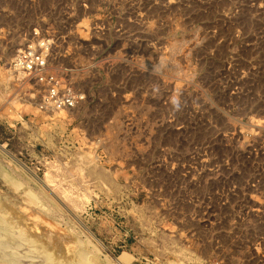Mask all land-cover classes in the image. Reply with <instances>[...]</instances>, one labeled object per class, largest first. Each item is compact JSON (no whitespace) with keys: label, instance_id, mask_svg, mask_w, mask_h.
<instances>
[{"label":"rangeland","instance_id":"374dc122","mask_svg":"<svg viewBox=\"0 0 264 264\" xmlns=\"http://www.w3.org/2000/svg\"><path fill=\"white\" fill-rule=\"evenodd\" d=\"M0 201L96 264H264V0H0Z\"/></svg>","mask_w":264,"mask_h":264},{"label":"bare ground","instance_id":"6f19581e","mask_svg":"<svg viewBox=\"0 0 264 264\" xmlns=\"http://www.w3.org/2000/svg\"><path fill=\"white\" fill-rule=\"evenodd\" d=\"M21 74L26 75V73L24 72ZM97 175L100 178L104 179L105 181H109L108 177L103 172H97ZM12 185L14 186L15 189L18 188V185L14 183V181ZM29 197L31 198L29 201L30 204L32 205L38 204L37 196H32V195L30 196V193H29ZM17 211L12 206L8 205L6 202L0 201V216L2 217V216L7 215L5 216L6 218L4 217L5 218L4 226L9 229H18L20 231V236L23 240H26L31 243H35V245L38 244L37 247L39 250H42L43 253L45 254L48 264H96V258L91 257V254L86 252V250L83 248V243H81L80 241L76 242V244L71 241L70 242L64 241L63 246H62V244L60 243V239H58L57 235H54L52 231L46 232V230H44L41 227L43 223L42 224L33 223L31 226L29 225V227H27L28 225L26 227H22V224L24 222L21 218L22 216H19V213ZM35 220L36 219H34L33 221ZM49 221L50 220H47V222ZM50 226L52 228V225ZM65 236H68V235L66 234ZM96 250L99 251L97 248ZM40 256H42V254Z\"/></svg>","mask_w":264,"mask_h":264},{"label":"built area","instance_id":"2783aa9c","mask_svg":"<svg viewBox=\"0 0 264 264\" xmlns=\"http://www.w3.org/2000/svg\"><path fill=\"white\" fill-rule=\"evenodd\" d=\"M29 51V53H22L21 56L16 59L14 68L20 73H26L30 79H34L38 82L40 81V86L45 89L41 109L48 112H55V109H70L76 106L77 98L67 94L61 97L59 86L57 88L55 85L54 77L47 74V58L44 53H38L33 50Z\"/></svg>","mask_w":264,"mask_h":264}]
</instances>
